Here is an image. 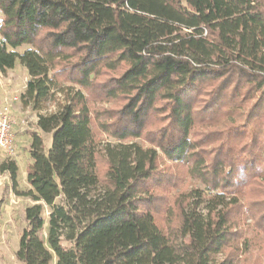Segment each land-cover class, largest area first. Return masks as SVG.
<instances>
[{"label":"trees","instance_id":"16d2710c","mask_svg":"<svg viewBox=\"0 0 264 264\" xmlns=\"http://www.w3.org/2000/svg\"><path fill=\"white\" fill-rule=\"evenodd\" d=\"M0 14V72L29 75L22 107L64 100L36 122L47 151L28 131L22 264H233L216 255L241 209L264 233V0H0ZM0 170L16 190V161ZM186 177L207 196L148 193Z\"/></svg>","mask_w":264,"mask_h":264},{"label":"rangeland","instance_id":"374dc122","mask_svg":"<svg viewBox=\"0 0 264 264\" xmlns=\"http://www.w3.org/2000/svg\"><path fill=\"white\" fill-rule=\"evenodd\" d=\"M1 17L0 14V21ZM24 48H26V45L18 48V51L22 52ZM28 78V73L18 62L12 69L0 72V98L3 97L0 99V103L9 105L11 113L15 117V127L13 130L16 132L14 138L15 150L13 154L4 156V153L0 150V163L5 159H14L17 164L16 190L12 187L10 174L7 171L0 170V264H22L21 261L15 257V253L19 245V237L23 231V227L26 225L24 209L34 202L30 197L28 198L17 193L26 191L30 187L26 181V168L28 163L32 162V158L29 156L30 134L28 131L36 130L40 133L43 139L44 149L47 151L52 145L51 134L40 131L36 127V122L40 114L53 111L57 102L64 101L63 94L55 92L53 96L47 99L40 110H33L30 107L23 108L19 101V96L25 90V83ZM111 105L112 102L97 101L92 106L95 108H108ZM207 130L208 129H206V131ZM100 138H102V142H105L103 139L110 142L114 141L105 136V134H101ZM137 141L144 145L149 144L143 139H137ZM100 159L99 166H103L102 158ZM158 166L159 168H166L169 170L177 168L174 161L168 160L163 153L159 154ZM151 183L152 182H148V186ZM160 186L157 188L151 187L148 193L165 196L166 199L169 200V203L174 197L179 195V193L192 188L201 189L203 192L202 183L191 177H186L184 182L179 186ZM203 193L207 196V192ZM206 199L207 197L198 207L200 212H206ZM239 202L242 203L243 199L240 198ZM162 205L163 203L161 204L160 200L152 204L155 211L160 210ZM145 206L147 207L148 205ZM48 212L49 208L44 204L42 214L45 222L40 232V236L44 241L47 233L46 222L49 215ZM233 222L232 231L238 236V239L236 242L231 243L229 247H225L222 252H219L216 255V259L222 260L228 255L230 256L233 254V264H264V233L255 235V232L252 230L253 222L250 217L245 214L244 209H241L240 212L236 214ZM61 242L67 248L72 246V242H69L64 237L61 238ZM55 261L56 257L53 258L50 264H55Z\"/></svg>","mask_w":264,"mask_h":264},{"label":"built area","instance_id":"2783aa9c","mask_svg":"<svg viewBox=\"0 0 264 264\" xmlns=\"http://www.w3.org/2000/svg\"><path fill=\"white\" fill-rule=\"evenodd\" d=\"M15 117L11 113L9 105L3 103L0 106V150L4 156H10L15 150L14 138Z\"/></svg>","mask_w":264,"mask_h":264},{"label":"crops","instance_id":"0c3cea01","mask_svg":"<svg viewBox=\"0 0 264 264\" xmlns=\"http://www.w3.org/2000/svg\"><path fill=\"white\" fill-rule=\"evenodd\" d=\"M1 83H2V81H1ZM1 98H3V97H1ZM1 98H0V99H1ZM1 105H2V103H0V106H1Z\"/></svg>","mask_w":264,"mask_h":264}]
</instances>
